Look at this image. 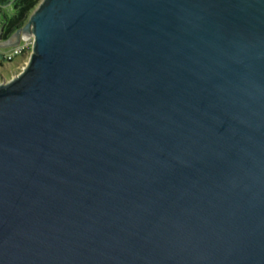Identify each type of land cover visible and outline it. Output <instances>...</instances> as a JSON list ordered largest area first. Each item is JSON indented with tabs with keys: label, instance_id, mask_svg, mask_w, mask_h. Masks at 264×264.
<instances>
[{
	"label": "water",
	"instance_id": "1",
	"mask_svg": "<svg viewBox=\"0 0 264 264\" xmlns=\"http://www.w3.org/2000/svg\"><path fill=\"white\" fill-rule=\"evenodd\" d=\"M0 83V264H264V0H42Z\"/></svg>",
	"mask_w": 264,
	"mask_h": 264
},
{
	"label": "trees",
	"instance_id": "2",
	"mask_svg": "<svg viewBox=\"0 0 264 264\" xmlns=\"http://www.w3.org/2000/svg\"><path fill=\"white\" fill-rule=\"evenodd\" d=\"M42 0H0L2 40H9L30 19Z\"/></svg>",
	"mask_w": 264,
	"mask_h": 264
},
{
	"label": "rangeland",
	"instance_id": "3",
	"mask_svg": "<svg viewBox=\"0 0 264 264\" xmlns=\"http://www.w3.org/2000/svg\"><path fill=\"white\" fill-rule=\"evenodd\" d=\"M6 48L9 47L0 46V83L4 80L9 81L19 75L28 65L33 52V49H29L24 56H18L13 61L9 62L6 61L3 56Z\"/></svg>",
	"mask_w": 264,
	"mask_h": 264
},
{
	"label": "built area",
	"instance_id": "4",
	"mask_svg": "<svg viewBox=\"0 0 264 264\" xmlns=\"http://www.w3.org/2000/svg\"><path fill=\"white\" fill-rule=\"evenodd\" d=\"M1 29H2V24L0 19V32ZM34 41H35L34 35H31L28 40H24L22 35L19 45L6 48L3 54L4 59L6 61L11 62L18 56H24L29 51V49H33Z\"/></svg>",
	"mask_w": 264,
	"mask_h": 264
}]
</instances>
